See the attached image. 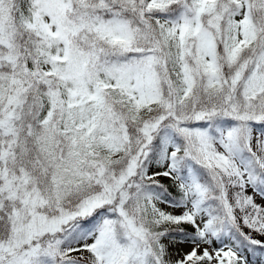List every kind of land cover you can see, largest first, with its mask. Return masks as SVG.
Instances as JSON below:
<instances>
[{"label": "snow or ice", "instance_id": "1", "mask_svg": "<svg viewBox=\"0 0 264 264\" xmlns=\"http://www.w3.org/2000/svg\"><path fill=\"white\" fill-rule=\"evenodd\" d=\"M0 264H264V0H0Z\"/></svg>", "mask_w": 264, "mask_h": 264}]
</instances>
